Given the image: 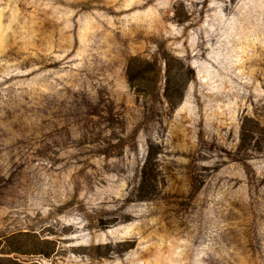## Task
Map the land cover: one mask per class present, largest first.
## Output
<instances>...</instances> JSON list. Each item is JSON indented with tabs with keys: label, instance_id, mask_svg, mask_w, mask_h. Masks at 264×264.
I'll return each instance as SVG.
<instances>
[{
	"label": "rangeland",
	"instance_id": "374dc122",
	"mask_svg": "<svg viewBox=\"0 0 264 264\" xmlns=\"http://www.w3.org/2000/svg\"><path fill=\"white\" fill-rule=\"evenodd\" d=\"M0 258L264 264V0H0Z\"/></svg>",
	"mask_w": 264,
	"mask_h": 264
},
{
	"label": "trees",
	"instance_id": "16d2710c",
	"mask_svg": "<svg viewBox=\"0 0 264 264\" xmlns=\"http://www.w3.org/2000/svg\"><path fill=\"white\" fill-rule=\"evenodd\" d=\"M136 61L133 60V62ZM38 252H34L33 255L37 254ZM4 255H10V254H20V255H27L29 254L28 252H22V250H20L19 248H17L16 250H8L5 253H2ZM30 255V254H29ZM0 264H28V263H21L20 261L11 259V258H0Z\"/></svg>",
	"mask_w": 264,
	"mask_h": 264
}]
</instances>
